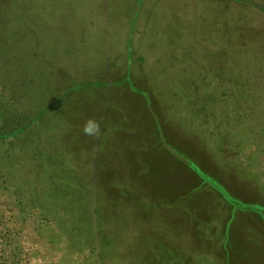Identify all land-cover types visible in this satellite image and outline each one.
Returning <instances> with one entry per match:
<instances>
[{
  "label": "rangeland",
  "instance_id": "obj_1",
  "mask_svg": "<svg viewBox=\"0 0 264 264\" xmlns=\"http://www.w3.org/2000/svg\"><path fill=\"white\" fill-rule=\"evenodd\" d=\"M3 105L0 264H264V0H0Z\"/></svg>",
  "mask_w": 264,
  "mask_h": 264
},
{
  "label": "trees",
  "instance_id": "obj_2",
  "mask_svg": "<svg viewBox=\"0 0 264 264\" xmlns=\"http://www.w3.org/2000/svg\"><path fill=\"white\" fill-rule=\"evenodd\" d=\"M38 114L32 116L12 110V107H0V183H12L17 189L19 199L26 197L30 205L40 203L43 195L36 190L37 183L42 181L40 174H35L31 179L32 187H26L28 176L25 172V157L28 155V133L38 127ZM33 147L35 140L32 141ZM37 153L35 154V158ZM38 153V157H39ZM40 158H38L39 160ZM37 161V159H36ZM28 189L33 192L29 193Z\"/></svg>",
  "mask_w": 264,
  "mask_h": 264
},
{
  "label": "crops",
  "instance_id": "obj_3",
  "mask_svg": "<svg viewBox=\"0 0 264 264\" xmlns=\"http://www.w3.org/2000/svg\"><path fill=\"white\" fill-rule=\"evenodd\" d=\"M165 24H168V23H166V22H164L161 26H158V27H155V29H156V31H161V32H163L162 33V36L160 37V39L162 40V38L163 37H165V41H166V39H168L169 37H168V35H167V32L168 31H172V29H176V30H179L180 28L176 25V24H174V23H172V27L169 29L168 28V26L167 25H165ZM180 36H176V37H170V39H175V38H179ZM159 101V100H158ZM171 129V128H170ZM176 130H172L171 129V137H173L174 139H176V137H179V135H177L176 134ZM176 141H178L177 139H176ZM232 182H233V179H232ZM230 183H231V180H230Z\"/></svg>",
  "mask_w": 264,
  "mask_h": 264
},
{
  "label": "clouds",
  "instance_id": "obj_4",
  "mask_svg": "<svg viewBox=\"0 0 264 264\" xmlns=\"http://www.w3.org/2000/svg\"><path fill=\"white\" fill-rule=\"evenodd\" d=\"M84 131L89 135L95 134L98 131V125L94 121L89 120L85 125Z\"/></svg>",
  "mask_w": 264,
  "mask_h": 264
}]
</instances>
